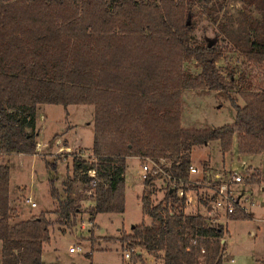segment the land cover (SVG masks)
Listing matches in <instances>:
<instances>
[{
	"label": "trees",
	"instance_id": "obj_1",
	"mask_svg": "<svg viewBox=\"0 0 264 264\" xmlns=\"http://www.w3.org/2000/svg\"><path fill=\"white\" fill-rule=\"evenodd\" d=\"M240 1L252 4L259 16L252 18L246 9L242 27L238 24L239 53L259 65L264 62V0ZM223 2L0 0V158L37 153L36 119L42 105L92 107L94 184L86 175L90 163L79 151L72 152L61 192L54 178L50 181V196L57 202L55 223L74 224L85 191H90L89 221L98 213L121 214L127 157L164 159L168 174L185 179L194 146L215 142L224 154L234 143L240 155L264 153V89L244 88L247 82L241 75L234 78L233 68L222 74L216 66L222 46L193 35L195 3L217 15ZM191 61L195 73L182 67ZM200 89L227 97L235 111L231 123L180 125L182 91ZM229 92L238 94L242 106ZM50 165L55 170V163ZM10 171L7 159L1 160V264H44L43 247L54 222L45 212L12 221L19 213L11 205ZM158 179L166 185L162 198L153 202ZM74 184L80 185L76 195L71 193ZM142 185L140 211L151 222L133 225L118 238L132 250L133 264L140 262L141 253L161 264H221L223 225L210 224L198 212L185 213L182 199L159 174L148 175ZM213 197L203 200L207 209ZM225 218L248 219L239 210Z\"/></svg>",
	"mask_w": 264,
	"mask_h": 264
},
{
	"label": "rangeland",
	"instance_id": "obj_2",
	"mask_svg": "<svg viewBox=\"0 0 264 264\" xmlns=\"http://www.w3.org/2000/svg\"><path fill=\"white\" fill-rule=\"evenodd\" d=\"M247 8L251 9L252 18L259 16L258 11L252 8V4L240 0H224L217 15L214 12L209 15L200 4L195 3L193 35L198 39L220 44L223 53L216 62L220 72L224 74L225 70L233 68L234 78L241 75L247 82L248 86L244 88L257 91L264 89V62L256 65L245 61L238 48L240 44L238 24L240 22L242 27L243 16L248 15ZM213 16H215L214 20ZM244 26L246 27L245 24ZM182 67L192 73L198 71L193 61L183 63ZM229 95L235 98L238 106H242L238 94L229 92ZM178 105L180 125L186 128L218 127L231 123L234 118V109L230 106L227 97L220 92L204 89L183 90ZM91 122L90 105H68L66 109L58 104H45L40 107L36 119L40 151L34 155L12 156L9 161L11 205L19 213L12 221L25 220L45 212L54 223L50 227V241L45 244L44 252L47 258H50L49 255L58 257L57 264H121V262L132 264L130 258L127 262L123 259L122 252L125 246L120 245L118 238L121 234L128 233L133 225H146L151 222V219L140 211V193L143 185L139 158L128 157L125 160L124 209L121 214L98 213L92 221H89L85 210L91 201L87 194L82 192L84 198L79 201L80 211L76 215L74 224L68 227L55 223L57 215L54 211L57 202L50 196V181L54 178V186L61 192L72 152L79 151L84 156L90 155ZM55 133L65 136L68 141L65 148L68 150L64 148L59 151L58 148L61 146L56 148L55 140H52ZM61 144L63 145L64 142ZM1 160H6V157L0 158ZM190 160L191 165L198 171L205 168L211 173L217 172L226 177L232 169L234 173L240 175L242 182L234 184L231 189L234 194H241L240 204L245 207L246 213L248 209L249 214L252 213L254 217L227 221L220 215L211 216L217 219L218 222L215 224H222L224 227L221 239L224 240L221 264H264V153L240 155L233 143L228 152L221 154L217 144L209 142L194 146L190 152ZM52 162L56 165L55 170L50 165ZM202 162L206 167H202ZM242 162L244 167L241 166ZM252 166L259 169H254ZM153 184L156 190L152 195V201L156 202L162 198L166 183L163 179H158ZM195 191V206L186 208L184 212H198L211 224L212 218H209L210 213L205 211L203 203L205 196L209 197L211 191L205 187L195 188ZM71 192L75 195L79 193L80 185L74 184ZM244 197L247 198L246 201H242ZM26 198H30L36 206L31 207L30 203L25 201ZM250 200L252 205L249 203ZM75 245H79L82 252L69 253L68 247ZM86 253H90L91 256L85 257ZM144 254L145 257L152 258ZM256 259H260V262ZM153 261L157 262L156 259ZM157 264H161L160 261Z\"/></svg>",
	"mask_w": 264,
	"mask_h": 264
},
{
	"label": "built area",
	"instance_id": "obj_3",
	"mask_svg": "<svg viewBox=\"0 0 264 264\" xmlns=\"http://www.w3.org/2000/svg\"><path fill=\"white\" fill-rule=\"evenodd\" d=\"M40 144L37 143L36 151H40ZM65 147H60L58 150H62ZM68 150V148H65ZM81 158L87 160L91 167L86 170V175L91 178V184H94V167H95V158L91 155L84 156L83 154H79ZM164 166H167V163L164 159H160L158 162H155L147 157L140 158V169H141V179H145L148 175H161V177L167 180V186L170 191H174L176 197L181 198L183 204L185 206L184 210L188 207L195 206L196 203V191L195 188L205 187L206 189L211 191V195L214 197L209 201L210 208L207 210L210 213L211 223L215 224L217 219L211 216H222L225 218L227 214L233 213L234 210H239L244 214L246 213V209L239 202L237 194H234L231 187L232 184H240L242 182V178L240 175L233 172L231 169V173L223 177L221 174L214 172L211 173L207 169H201L198 171L195 166H188V176L183 179L180 177H175L166 172ZM241 166L244 167V162L241 163ZM197 174L195 177L192 175ZM210 176V178H208ZM195 191V193H194ZM87 196L90 195V191H85ZM210 195V196H211ZM210 196H205V198H210ZM26 202L30 203L31 207H35V202L31 201L30 198L25 199ZM131 249L124 248L122 252L123 259L126 262L130 258ZM69 253H79L82 252V248L79 245L69 246ZM126 264H131L128 262ZM133 264V263H132Z\"/></svg>",
	"mask_w": 264,
	"mask_h": 264
},
{
	"label": "crops",
	"instance_id": "obj_4",
	"mask_svg": "<svg viewBox=\"0 0 264 264\" xmlns=\"http://www.w3.org/2000/svg\"><path fill=\"white\" fill-rule=\"evenodd\" d=\"M42 116V115H41ZM56 134V133H55ZM55 141H54V145L56 146V148H58L59 146H61V147H65V146H67L68 145V141H67V139L65 138V136H63V135H59L57 138H55L54 139ZM63 143L64 142V144L62 145H60V143ZM39 143V142H38ZM50 144V143H49ZM48 144V145H49ZM41 146V145H40ZM46 147H48V146H46ZM69 147V146H68ZM76 147H78V146H75V148ZM45 148V147H44ZM60 148V147H59ZM72 148V147H71ZM74 148V147H73ZM79 148V147H78ZM20 155H25V154H22V153H18V154H12V155H10V156H8V157H6V159H7V161L9 162L10 161V158L12 157V156H20ZM128 158V157H127ZM132 158H135V159H138V158H136V157H132ZM9 165H10V163H9ZM253 167V166H252ZM254 169H259V167L258 168H256V167H253ZM123 177H124V173H123ZM262 179V178H261ZM232 186H234V184H232ZM263 188H261V190H262ZM72 193V192H71ZM239 193V192H238ZM237 197H238V199H239V201H241V194L239 193V194H237ZM247 200V198L246 197H244L243 198V200L242 201H246ZM249 203L252 205V202H251V200L249 201ZM51 205V204H50ZM204 209H205V211L207 212V208L206 207H204ZM247 217H248V219H250V218H254L253 217V214L252 213H250L249 214V210L247 209ZM226 220V219H225ZM228 221V220H227ZM218 222V221H217ZM222 241V240H221ZM49 243V242H48ZM222 243H224V240L222 241ZM45 246V245H44ZM0 251H1V247H0ZM1 253V252H0ZM150 256V255H149ZM0 257H1V254H0ZM49 257L50 258H47L46 256H45V252H44V247H43V255H42V260H43V262H44V264H57L58 263V257H53V255H49ZM45 259L47 260V261H45ZM140 260V262L139 261H137V264L138 263H140V264H157L158 262H159V260L158 259H156L157 260V262L155 263L153 260V258H147V256L145 257V254L144 253H141V258L139 259ZM257 261H259L260 262V259H256ZM0 261H1V258H0ZM230 262H232V260L230 259ZM121 264H124L123 262H121Z\"/></svg>",
	"mask_w": 264,
	"mask_h": 264
}]
</instances>
